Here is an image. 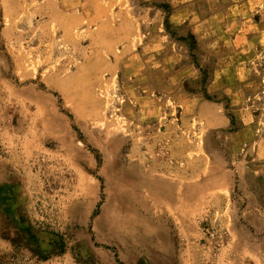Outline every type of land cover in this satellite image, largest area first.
Segmentation results:
<instances>
[{"label": "rangeland", "instance_id": "374dc122", "mask_svg": "<svg viewBox=\"0 0 264 264\" xmlns=\"http://www.w3.org/2000/svg\"><path fill=\"white\" fill-rule=\"evenodd\" d=\"M0 264H264V0H0Z\"/></svg>", "mask_w": 264, "mask_h": 264}]
</instances>
